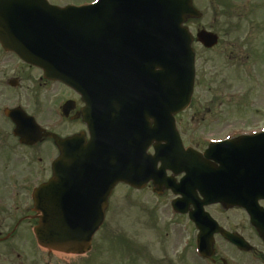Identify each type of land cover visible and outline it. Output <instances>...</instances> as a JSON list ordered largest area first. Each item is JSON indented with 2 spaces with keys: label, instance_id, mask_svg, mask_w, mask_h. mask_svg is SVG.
Returning a JSON list of instances; mask_svg holds the SVG:
<instances>
[{
  "label": "flooded vegetation",
  "instance_id": "flooded-vegetation-1",
  "mask_svg": "<svg viewBox=\"0 0 264 264\" xmlns=\"http://www.w3.org/2000/svg\"><path fill=\"white\" fill-rule=\"evenodd\" d=\"M47 1L60 7L90 3ZM192 3L200 16L185 25L193 37L196 59L199 53L233 54L238 45H250L251 52L246 50L250 55H254L258 44L264 49V0ZM199 31L214 34L216 44L203 47L196 39ZM197 79L199 84L198 73ZM207 80L212 82V75ZM255 81L249 80L252 84ZM258 92L247 89L254 100L253 107L244 105L240 111L233 110L231 97H227V108L232 106L229 112L234 117L228 112L211 113L210 107L203 112L192 103V111L177 118L185 148L203 153L207 144L202 136L207 135L206 131L214 140H233L225 160L214 156L197 170L209 172L210 176L202 180L209 182L210 197L221 200L204 206L209 221L196 226L187 218L202 200L196 186L190 187L192 202L187 204L186 213L173 217L168 203L175 196L169 190H162L159 196L151 193L159 199L145 226L149 238L145 264H170L169 238L175 245L178 264H264V104L255 99ZM85 107L75 90L46 78L40 68L25 63L0 43V264H102L99 257L86 255L72 260L43 251L33 234L41 218L35 191L52 176L58 155L55 136L65 139L85 134ZM241 134L259 136L239 141L236 137ZM166 175L179 182L185 172ZM146 189L152 191L153 187L148 184ZM104 227L103 222L92 238V246L103 240Z\"/></svg>",
  "mask_w": 264,
  "mask_h": 264
},
{
  "label": "water",
  "instance_id": "water-1",
  "mask_svg": "<svg viewBox=\"0 0 264 264\" xmlns=\"http://www.w3.org/2000/svg\"><path fill=\"white\" fill-rule=\"evenodd\" d=\"M28 1L32 4H27ZM117 1L104 0L100 8L95 7L90 13L86 12L89 15L88 20H78L76 13L50 7L44 4L43 0H26V2L22 0L21 10L24 12L21 18L17 19L12 16L8 22L7 18L4 21L0 18V40L17 51L29 63L48 69L49 64L57 65L58 67H53V71L62 80H67L68 75L72 76L73 80L76 79L75 75H78V79L84 81L91 80L94 76L99 83H102L105 104L114 105L115 103L112 102L115 95L113 87L117 81L115 68L116 21L119 15L117 7L125 6H118ZM137 1L141 5L133 1L130 6V16L141 22L142 27H146L147 31L151 32L154 50L157 51L152 53V75L149 79L152 100L148 102V105L152 116L148 115L149 119L146 120L153 119L156 127L166 129L165 134L168 140L162 148L165 149V146L171 143L170 139L176 137L172 113L186 106L192 90L193 52L182 23L187 17L194 15V10L190 0H152V3H150L151 0ZM2 5L8 6L0 2V7ZM8 8L7 12L10 15L13 6H8ZM136 30H140L137 22ZM170 43L176 44L178 52L180 49L181 52L179 54L174 52ZM95 47H98V50L94 51ZM96 56L101 59L99 64L94 61ZM163 65L167 69L163 68ZM171 96L177 98H166ZM142 106L144 109L145 105ZM112 110L115 111L114 108ZM162 116L164 118L158 120ZM111 117H117V112L113 115L111 111L108 115L106 112L105 120ZM143 117H145L144 113ZM119 124L122 126L120 122ZM113 129L119 130V126ZM153 129H155L154 126ZM153 135V141L156 143L154 145L158 150L159 142L163 138L157 132ZM57 145L60 157L57 160V171L54 176L63 177L61 181H64V177H69L67 184L70 188L67 186L65 191L79 192L81 187L82 189L85 187L83 191L87 193L82 200L87 202V205L82 211V216L89 219L96 217L97 214H103V207L106 206L107 198L116 183L134 184V177L137 174L135 171L144 160L142 153L134 159L136 150L134 147L129 148L126 144L124 146L123 141L119 142V145L124 147H112V159L106 156L105 161L99 162L102 157L95 152L94 157L99 156V158L93 164L89 162L86 164L83 161L87 157H80L83 153L82 149L85 148L79 139L72 138L69 141L58 142ZM136 152L139 153L138 150ZM78 154L77 158L81 159L80 163H84L85 166L77 165L68 168L64 165L65 160H76L74 156ZM154 177L153 175L152 178ZM55 182L57 180L53 178L49 184ZM50 185L42 189V192H49ZM62 186L61 183L58 189L63 190ZM47 199L49 198L43 200L47 201ZM97 201L101 203L97 207L99 212L95 208ZM90 223L94 225L85 232L75 229L72 222H68L67 227L69 228L65 227L63 231L57 229L40 232V242L43 243L42 246L52 250L84 253L89 248V240L97 225L91 221Z\"/></svg>",
  "mask_w": 264,
  "mask_h": 264
},
{
  "label": "rangeland",
  "instance_id": "rangeland-1",
  "mask_svg": "<svg viewBox=\"0 0 264 264\" xmlns=\"http://www.w3.org/2000/svg\"><path fill=\"white\" fill-rule=\"evenodd\" d=\"M236 47L238 51L233 54L199 53L196 59V70L201 80L199 84H196L192 103L198 107L200 106L201 111H206V106L209 102L211 113L228 112L234 117L232 112H229L232 106L227 108L226 104L227 97L230 94L239 95L243 90L245 92L247 88L264 94V49L261 44H258L254 55H250L246 52V50L250 51V45H238ZM204 57H207L205 61L202 60ZM252 60H255L254 64L256 63V67H252ZM245 66L251 70V74H248V79L258 80V85L251 82L247 83V78L240 71ZM210 75H212V82L207 80ZM221 84L223 85L222 87L220 86ZM243 86L246 87L243 88ZM206 87L209 88V92H207ZM260 97V102H262L264 95ZM231 102L234 101L231 100ZM243 111H246L245 108ZM205 133L209 134L208 131ZM144 203L147 207L151 204V200L146 195V192L135 193L123 185L118 186L114 190L110 200L108 220L104 228V241L100 240L101 243L96 244L93 255H103L104 260H106L105 264H144L143 261H139L141 252L144 253V257L149 256L147 252V241L149 238L144 233L145 226L148 224ZM132 232H135L134 237L131 235ZM169 240L168 257L172 261L171 259H174L173 249L175 245L171 243V239ZM133 244L137 248V252L135 253L130 250ZM132 256L137 261L130 258Z\"/></svg>",
  "mask_w": 264,
  "mask_h": 264
}]
</instances>
